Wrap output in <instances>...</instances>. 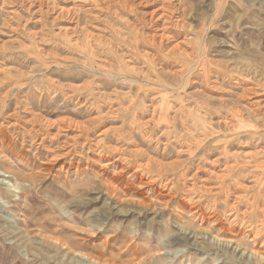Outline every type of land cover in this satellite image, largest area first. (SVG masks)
I'll list each match as a JSON object with an SVG mask.
<instances>
[{"label":"rangeland","instance_id":"374dc122","mask_svg":"<svg viewBox=\"0 0 264 264\" xmlns=\"http://www.w3.org/2000/svg\"><path fill=\"white\" fill-rule=\"evenodd\" d=\"M0 264H264V0H0Z\"/></svg>","mask_w":264,"mask_h":264}]
</instances>
